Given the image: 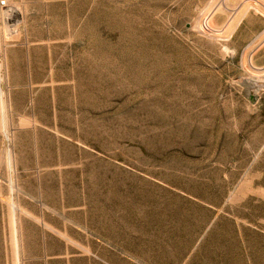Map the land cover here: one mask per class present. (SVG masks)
<instances>
[{
    "label": "rangeland",
    "instance_id": "1",
    "mask_svg": "<svg viewBox=\"0 0 264 264\" xmlns=\"http://www.w3.org/2000/svg\"><path fill=\"white\" fill-rule=\"evenodd\" d=\"M262 3L2 0L0 264H264Z\"/></svg>",
    "mask_w": 264,
    "mask_h": 264
},
{
    "label": "crops",
    "instance_id": "2",
    "mask_svg": "<svg viewBox=\"0 0 264 264\" xmlns=\"http://www.w3.org/2000/svg\"><path fill=\"white\" fill-rule=\"evenodd\" d=\"M261 5V9L264 10V3L260 4ZM248 15H246L247 17ZM242 19V21H240L239 23H235L232 26L233 30V34L235 35V33L238 32V29L241 27H249L250 25L252 27H256V26H260L263 27L259 32L255 33L254 36L259 38V42H258V46H255V49L253 50V53L251 54L250 57V64L256 68H261L264 69V13L260 10L254 9L253 10V14L251 15V23L250 20L249 22H244L245 20L248 19L247 18ZM237 27V28H235Z\"/></svg>",
    "mask_w": 264,
    "mask_h": 264
},
{
    "label": "bare ground",
    "instance_id": "3",
    "mask_svg": "<svg viewBox=\"0 0 264 264\" xmlns=\"http://www.w3.org/2000/svg\"><path fill=\"white\" fill-rule=\"evenodd\" d=\"M2 0H0V2H1ZM4 3H6V1H4ZM1 7V6H0ZM0 10H1V8H0ZM195 26H197V28H199L203 33H207V31H208V21L206 22V18H205V21H204V23H202V22H197L196 23V25ZM2 79H3V66H2V55H1V48H0V80L2 81ZM2 88V87H1ZM0 97H1V100H2V104L3 105H5V98H4V93L1 91V93H0ZM5 119V118H4ZM7 126V125H6ZM7 136H8V139H10V136H9V134H7ZM7 141V140H6ZM10 152V151H9ZM9 164H10V168L12 169V156H11V154L9 153ZM121 186V185H120ZM140 200H143V199H141L140 198ZM137 204L138 205H140L139 207H140V209L141 210H143V211H147V214H154V213H156V212H159L160 211V207H158V206H155V209H153V210H150V211H152L151 213H148V208H147V205H148V202L147 201H145V200H143V201H138L137 202ZM15 209V208H14ZM13 209V210H14ZM139 210V209H138ZM142 211V212H143ZM14 212H16V211H14ZM13 212V213H14ZM14 215V214H13ZM17 217L18 216H16V213H15V216H14V223H15V225H16V230H17ZM13 223V224H14ZM15 229V228H14ZM14 233H16V232H14ZM18 233V232H17ZM18 235V234H17ZM15 237H16V235H15ZM19 238V237H18ZM16 239L15 238V240H16V247H17V259H18V262H17V264H20L21 263V260H20V254H19V239Z\"/></svg>",
    "mask_w": 264,
    "mask_h": 264
}]
</instances>
